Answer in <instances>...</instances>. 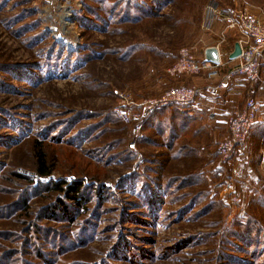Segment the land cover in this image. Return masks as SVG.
Instances as JSON below:
<instances>
[{"label": "rangeland", "instance_id": "374dc122", "mask_svg": "<svg viewBox=\"0 0 264 264\" xmlns=\"http://www.w3.org/2000/svg\"><path fill=\"white\" fill-rule=\"evenodd\" d=\"M137 1L124 18L97 1L0 0V264H264V137L260 160L222 161L230 115L216 101L139 107L205 83L167 70L181 48L200 58L213 44L200 28L211 0ZM251 96L260 113L264 55L237 102ZM233 170L234 206L220 197Z\"/></svg>", "mask_w": 264, "mask_h": 264}, {"label": "built area", "instance_id": "2783aa9c", "mask_svg": "<svg viewBox=\"0 0 264 264\" xmlns=\"http://www.w3.org/2000/svg\"><path fill=\"white\" fill-rule=\"evenodd\" d=\"M231 1L232 5L211 0L203 9L201 31L206 35H213L215 26H219L214 44L202 50L200 59L197 57L196 47L181 48L178 59L167 70L171 77L203 76L205 83L171 88L156 97L142 100L139 107L144 114L171 105L186 106L202 97L218 98L236 77L244 79L251 87L259 81L260 63L264 54V7L246 5L244 0ZM230 36L235 38V43L240 47V54L234 60L229 59L233 48L226 49ZM210 47L217 50V63L205 60L204 51ZM260 109V101L256 97H249L244 101L242 109L229 116L226 137L218 146L222 161L245 156V143ZM116 115L127 125L133 119V115L124 106L116 109ZM237 176V171L233 170L221 192L223 202L233 206L239 201L234 188ZM224 191L227 193L225 198Z\"/></svg>", "mask_w": 264, "mask_h": 264}, {"label": "trees", "instance_id": "16d2710c", "mask_svg": "<svg viewBox=\"0 0 264 264\" xmlns=\"http://www.w3.org/2000/svg\"><path fill=\"white\" fill-rule=\"evenodd\" d=\"M90 1H95V2L97 1L99 3H102L103 5H107L108 8L116 9L118 11L117 14L119 16H123V17L126 16L127 18H130V13H133V11L134 12H138L140 10V9H138V4L137 3H139V1H137V0H90ZM107 1H110V3H108ZM150 1H153V3L158 5L163 0H150ZM256 1H258V0H256ZM261 6L264 7V4H262ZM127 21H129V19H126L123 22H127ZM234 43H235V39L234 38H229L228 44L230 45V49L233 48ZM175 61L171 64V66L175 63ZM256 84H254L253 86H255ZM246 86L249 89L253 87V86L251 87L249 83H247ZM182 87H186V86H182ZM198 100H201V101L208 100L209 101V100H211V98L202 97V98H199ZM226 134H227V124H226ZM261 137H264V125L257 126V123L255 122V124L253 125V127H252V129H251V131L249 133V136H248L247 141L245 143V148L244 149H245V151L250 152V154H252V156L254 155V157H258V159L259 158L261 159V154L259 153V150H258L259 146H257V141ZM37 155H38L37 159L40 162V164L38 166V173L41 176H47L49 174V171L45 168L44 163L42 162V154L38 153ZM233 158H238V157L235 156ZM257 162H259V161L257 160ZM223 187H224V183H223ZM223 187L221 189V192L223 190ZM262 188H263V186H262ZM80 189H81V184L80 183L71 186L70 190L72 191V196H73L74 199H76V196L80 195V193H79ZM221 192H220V197H221ZM235 193L237 194L236 191H235ZM239 201H240V199H239ZM239 201H238V203H239Z\"/></svg>", "mask_w": 264, "mask_h": 264}, {"label": "crops", "instance_id": "0c3cea01", "mask_svg": "<svg viewBox=\"0 0 264 264\" xmlns=\"http://www.w3.org/2000/svg\"><path fill=\"white\" fill-rule=\"evenodd\" d=\"M218 30H219V26L216 25L212 33L214 37V39L212 40L213 44H214L216 33L218 32ZM229 38H234V37L230 36ZM213 44L206 45V46H212ZM206 46H204L202 50ZM226 49L227 50L230 49V45L228 43L226 44ZM202 50L200 52V58L202 56ZM222 72H224V69L222 70ZM195 77H198L196 79H199L202 82L204 81L203 76H195ZM247 83H248L247 81L239 77L232 79L230 81L229 86L219 94L218 98L211 99L213 101H216L214 109H216L217 111H222L225 114H228V116L231 115L234 111L242 109L243 103L241 101L238 103L237 100L241 98L242 94L244 93V89L247 87L246 86ZM199 85H202V84L200 83ZM256 123H257V126L264 125V108L260 111L257 117ZM261 149L263 150V156H264V143Z\"/></svg>", "mask_w": 264, "mask_h": 264}, {"label": "water", "instance_id": "95a60500", "mask_svg": "<svg viewBox=\"0 0 264 264\" xmlns=\"http://www.w3.org/2000/svg\"><path fill=\"white\" fill-rule=\"evenodd\" d=\"M240 54V47L238 43H235L233 46V51L229 54V59L234 60L238 57ZM204 57L207 62L210 63H217L218 62V54L217 50L214 47L207 48L204 51ZM227 196L226 191L223 192V197L225 198Z\"/></svg>", "mask_w": 264, "mask_h": 264}, {"label": "bare ground", "instance_id": "6f19581e", "mask_svg": "<svg viewBox=\"0 0 264 264\" xmlns=\"http://www.w3.org/2000/svg\"><path fill=\"white\" fill-rule=\"evenodd\" d=\"M68 5V4H67ZM67 5H63L62 6V10H63V13L60 16V22L62 23V27L64 29V31L66 30V26L69 24V20H70V17H71V10L70 8L67 6ZM52 6V5H51ZM61 6V5H60ZM57 12V11H56ZM48 13V12H47ZM50 15V14H49ZM51 16V15H50ZM58 16V15H57ZM57 20V19H56ZM50 22V21H49ZM52 23V22H51ZM52 25V24H51ZM59 28V27H58ZM71 28V27H70ZM72 29V28H71ZM69 30V29H68ZM53 32L54 29H53ZM57 37V36H56ZM63 37V36H62ZM58 38V37H57ZM67 38V37H66Z\"/></svg>", "mask_w": 264, "mask_h": 264}]
</instances>
